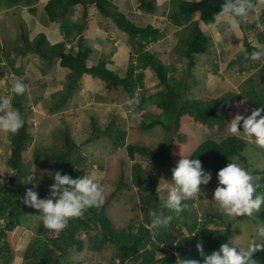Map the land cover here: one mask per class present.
Instances as JSON below:
<instances>
[{"label":"trees","instance_id":"16d2710c","mask_svg":"<svg viewBox=\"0 0 264 264\" xmlns=\"http://www.w3.org/2000/svg\"><path fill=\"white\" fill-rule=\"evenodd\" d=\"M39 1L0 0V11L11 9L12 15L15 16L23 7H34ZM138 1L140 10L156 13L158 0ZM258 1L253 0L255 6ZM169 2L171 8L168 19L173 20L172 23L180 27L178 44L174 48V53L180 54L184 58L187 76L190 74L193 77V69L198 63V56H205L211 48L212 38L206 34L204 26L211 27L220 22L216 16L223 0H170ZM93 4L99 6L98 8L103 14L111 17L117 26L129 35L131 58L126 65L125 76L108 68L105 60H100L91 67L88 66L90 52L84 45L83 33L86 30V22L89 17L88 7ZM78 5H82L84 13L82 18L74 20L72 16L76 13ZM45 9L52 21L60 23L65 41L52 44L44 33L31 39L27 31L24 30L22 34H19L23 43L21 46L16 44L15 51L19 57L26 56L28 53H36L44 61L60 59L62 67L70 70L63 89L66 95L56 102L57 107L68 101L69 96L75 91L79 81L85 75L91 74L106 81L110 87L122 85L132 99L136 98L138 90L143 89L140 99L135 104L136 112L143 113L139 127L141 129L163 127L166 131L174 133L170 136L166 135L167 140H163L161 147L155 148L145 143L125 144L127 132L115 121H112L105 129L96 126L95 135L89 138V141L106 135L114 141L116 147H124L131 160H135L137 154L150 158V169L136 163L133 166L131 180L127 181L125 180L123 166L125 162L123 161L116 189L105 197L104 204L100 208L88 209L81 217L71 219L68 226L55 237L49 235L51 230L45 228L40 219L36 231V235L39 237L33 245L38 257L31 262L30 260L33 258H31L30 249L23 244L20 250L24 249L27 252L28 249V253L26 255L25 252L22 263L26 260V264L29 261L31 262L29 264H68L65 257L70 248L74 247L78 251L83 250L84 239L81 237V233L92 228L98 229L103 239V243L100 245H97L95 241L91 242L94 250H99L106 243L114 244L117 247L113 262L100 261L95 264H125L130 260H134V264H182V259H203L197 250L198 243L203 244L207 254L218 250L220 245L226 241L228 230L210 229L207 225L209 222L216 223L215 218H221V223H225V219H222L223 216L220 212H205V221H200L194 206L195 198L187 201L188 208L180 218L173 221L167 230L159 232L152 230L149 225L151 223L149 213L154 212L159 215L168 212L163 201L159 199L157 188L164 175L172 176V170L168 166L173 160L179 158V155L174 153L175 151L173 152V148L177 145V140L183 137L182 127L185 125L204 128L212 135L211 138L203 141L190 156L200 159L202 166L214 174V178H217L219 169L235 159L243 160L242 165L246 168L250 167V158L244 155L248 142L241 135L228 133V129L234 113L242 104L245 105L242 113L245 117L257 107L264 106V62L256 61V65H254L257 69L256 74L250 76L243 83L240 92L227 91L216 98L192 99L185 97L184 94L187 79L170 74L178 70L175 63L166 64L155 50L149 47L150 44L157 43L166 36L168 30L166 33L164 32L165 26L161 25L162 23L139 26L122 13L119 6L111 0H49ZM254 10L255 8L248 15L253 14ZM197 13H199V18L195 19ZM244 23L245 17L237 30L239 37L242 36L241 46L237 44L239 48H242V52L236 55L232 63H235L241 55L249 56L247 54L257 50L252 47L253 42L250 40L252 33L264 44V8L258 19ZM6 36L15 40L9 35ZM76 38L79 49L75 50L72 47L67 50V43L73 42ZM6 45L8 46V42ZM8 50L0 41V63L6 59L12 67H15L16 59L13 54L8 53ZM219 66L216 63L213 65L215 73ZM147 69L153 71L159 80L158 85L161 88L156 92H151L146 88ZM239 69L247 70L244 66ZM15 71L20 74V69H15ZM12 97L14 107L19 109L22 114L24 125L17 134L9 137L11 150L9 166L13 172L4 175L0 169V180L4 183L0 187V219L3 218V222H5L4 224L0 223V264H11L13 251L21 237L22 231L19 228L22 227L23 215L30 210L38 211L23 203L24 192L34 187L26 180L31 172L24 162L23 155L32 140V135L29 131L28 114L25 110V98L23 95L14 93H12ZM152 105L161 110L158 116L152 117L151 114L145 112ZM93 125H96L95 121ZM241 130L243 131L242 126ZM65 138L66 149L46 152L41 160V165L50 169L54 175L59 171L62 174H70L73 178L80 177L86 173L84 169L78 168V165L81 164V158H76L78 144L69 134L65 135ZM256 173L259 171L256 170ZM260 173L263 174L261 178L257 179L259 184L257 190H262L261 193H264V170H261ZM124 187L136 188L141 202L147 204L145 210H147V217H150L148 223L141 222L138 226L132 224L127 229H118L114 226L107 214V209L112 199L117 198V194ZM47 195L46 191H41L39 194L41 198ZM256 214L264 220V207ZM204 231L210 232L213 238L210 240L208 236H204ZM27 240L29 239L27 238ZM206 240L210 241L206 242ZM158 252L161 253V256L157 255ZM116 259L117 262H115ZM256 259L258 264H264V251L257 252Z\"/></svg>","mask_w":264,"mask_h":264},{"label":"rangeland","instance_id":"374dc122","mask_svg":"<svg viewBox=\"0 0 264 264\" xmlns=\"http://www.w3.org/2000/svg\"><path fill=\"white\" fill-rule=\"evenodd\" d=\"M163 1L165 0L157 1L156 13L146 12L144 13V16H141L143 13L138 7V0H124L123 2L120 0H113V2H115L119 8L122 7L123 11H120L137 25H158V23H162L161 25L165 26V33L169 28V30L172 32V35L176 34L175 36H171L167 39H160V42L152 43L149 47H151L152 50H155V52L166 64H169L170 62L175 63L178 70L175 73L171 72V75L174 74L179 78L183 77L187 79V86L184 93L185 97L192 99L202 98L204 93H207L206 90L204 91V88L208 86V90L210 91L214 79L215 81L219 82H228L231 88L225 90V92L210 91L208 92V94L210 93V96L215 97L222 93H226L227 91L240 92L243 83L248 80L250 76H254L257 72V69L254 67V65H256V61H251L249 56L244 54L241 55L240 58H238L234 63L236 68L233 66V69H226L225 65L227 59H231L236 54H241L242 52V48H239L237 45L240 44L241 46L240 42L242 39V36L241 38L239 37L238 31H236L235 34L225 32L223 25H221V28L217 27L216 25L211 27L204 26L206 34L212 38L210 42L211 48L205 56H198V63L193 69V77L190 74L187 76V67L184 58L180 56V54L174 53V51L170 48V45L174 44V41H176L178 44V30L180 27L176 24H173V20L168 19L167 15L171 8L169 5L170 0L165 1V3H163ZM263 8L264 0H259L258 4L255 6L254 13L245 17V23L258 19ZM24 9L28 11L27 7H23V11L15 14V16L12 15L11 9L8 11H0V25L3 28V30H0V41L1 44L9 49L8 53L13 54L14 58L16 59L15 67H12L6 59L0 63V91L3 90V93H0V96H12L11 85L15 79H22L25 84L29 82V76L27 78L23 76L25 72L21 73L23 68L26 69L27 61L25 60V57H19L16 54L17 51H15V45L17 44L21 46L23 43L22 39L19 37V34H22L24 30H26L27 33L29 32V27L26 25L27 23L25 21V17L28 16V14L26 11H24ZM76 11L77 12L72 16L74 20H77V18H79L82 13L80 12L82 11L81 9L79 10L76 8ZM25 14L27 15L24 17ZM194 18H199V14H196ZM218 28L221 29L220 33H217ZM123 32L127 34V32ZM6 35L13 37L15 40H12ZM254 36L255 35L252 33L250 40H252V42L257 44L260 48L264 49V44L258 40L257 36ZM6 42H8V46L6 45ZM223 50L226 51V53L228 52L227 55H224ZM129 58H131V55ZM224 58L226 61H224ZM215 59H217V63H219L221 66L220 69H218V71L214 74V69L211 70V65L215 63ZM42 61L44 62L43 68L54 71V68L50 67L51 65L47 66V64L51 61ZM238 61H240V64L242 62L241 66H244V68H247V70L241 71V69L238 68H241V66H237ZM257 62H264V56H262L260 60H257ZM15 69H21L20 74H17ZM37 69L38 73L41 74V68L38 67ZM209 71H211V73H209ZM116 72L121 76H125L126 74V72L122 70ZM146 72V88L151 92L158 91L161 88L158 85V78L155 76L153 71L147 69ZM60 73L63 74L62 72ZM60 73L58 72L59 76ZM85 77L86 76H84V78ZM101 80L98 81L99 84H102V91L95 96V98H97L96 100H94V98H92L87 93L88 90H86V88L88 89V84L85 83L84 88H82L83 86L81 85V79L79 84L76 86L77 88L75 91H73L69 96V98H71L75 93L74 95H76V97H72L74 100L73 104H75V106H69L68 103L70 101L68 99L69 102L67 101L65 104L61 105L59 108H55L51 112L49 107L54 105L56 102H59L61 98L65 97L66 93L64 90H61L59 96L54 97L52 95H48V89L43 90L39 88L40 92H36L40 83L34 85L32 90L31 87L26 84L27 88L31 91L28 90V94H23V97L25 98V110L28 114L27 120L29 123V131L31 132L32 140L30 141L28 147L24 150L23 155L24 162L27 164L30 172L34 173L35 179L38 181V183L35 186L33 185L34 187L32 188L33 190L37 191L38 194H40L41 191H46L49 194V186L54 182L53 172L50 169L43 167L41 165V160H43L46 152L51 153L66 149L65 135L67 134L71 135L78 144L76 158H81V164L78 165V168L84 169L86 174H90L94 170H98L99 172L103 173L102 183L106 188V197L116 189V185L119 180L120 166L123 161L125 162L123 164L125 169V180L130 181L132 177L133 166L137 163L149 170L151 159L137 154L136 159L131 160L125 148L116 147L114 141L106 135H102L101 138H95L89 141V138H92L95 135L96 126L105 129L111 124L112 121H115L127 132L125 144L145 143L155 148L161 147L163 140H167L166 135L170 136L174 133L166 131L163 127H156L154 129H141L139 127V124L143 118V113L136 112L135 104L140 99V94L144 91L143 89L138 90L139 95L137 94L136 98L132 99L129 97L125 87L122 85H114L110 87L106 81ZM64 83L66 85L67 81ZM95 85L97 86L96 82ZM82 89L86 90L85 94L87 95L85 97L83 94H80ZM52 90L54 91V88ZM38 95L43 97V102L41 104H38ZM130 101H133V103H130ZM244 108L245 105L242 104L234 113L233 118L237 114H242ZM145 112H148L152 117H154L158 116L161 110L152 105L149 106ZM94 121L96 122V125H93ZM182 131L184 133L183 137L180 140H177L179 143L177 142V145L173 148V152L175 151L174 153L178 154L179 158L173 160V162L169 164L168 168L170 170L176 166L179 159L182 158V155H191L203 141L212 137V135L207 130L198 126L185 125L182 127ZM228 133H230L229 130ZM239 135L243 136L248 142V145L246 146L247 148L244 150V155L247 156V158H250V167L247 169L259 179L263 174L260 173L261 170H264V148L258 147L243 133H240ZM9 137V134L0 132V169L4 175H9L13 172L12 168L9 166V158L11 155ZM232 161L238 162L240 164L243 163V160L239 161L235 159ZM256 170H258L259 173H256ZM213 175L214 174H212V179L208 185H201L202 192L195 198L194 206L200 221H205V212H220L219 205L212 200L214 190L218 185V179L214 178ZM162 179L159 184L161 187L165 186L166 184H171L172 176L166 177V175H164ZM3 185V181L0 180V187ZM26 191L24 192V195L26 194ZM258 192H262V190H259ZM146 206V203L143 204L141 202L140 195L136 191V188L124 187L117 194V198L112 199V202L107 209V214L113 221V224L116 228L127 229L132 224L138 226L141 222L148 223L150 221V217H147V210H145ZM222 216V219H225V223H221V218L218 217L215 218L216 223L209 222L207 226L210 229H227L228 236L224 243H230L231 245L232 242L238 247H247L251 239H259L257 230L259 227L264 226V220L257 214H254L252 218L243 216L237 217L232 221H229L228 217L224 215ZM3 221V218L0 219V223L4 224L5 222ZM21 222L22 227L19 228V230L22 231L21 237L13 251L14 253L12 254L11 264H21L23 258H25L24 254L26 251H24V249L20 250V247L23 244H25L28 249H30L32 254L31 258H33L30 260L31 262L38 257L35 253L33 245L39 237L36 235L37 227L40 222L39 212L34 210L27 211L23 215ZM150 224L151 223H149V225ZM60 232L50 231L49 235L51 237H55ZM179 233L180 232L178 231V234ZM204 236H208L210 240L213 238V235L208 231H204ZM81 237L84 239L83 250L78 251L74 247L70 248L68 255L65 257V261L68 264H95L100 261H114L115 254L117 253V247L114 244L106 243L102 245L99 250H94L95 248H92L93 245L91 242L95 241L97 245L103 243V239L98 229L92 228L90 230H86L81 233ZM27 238L29 240H27ZM210 240H206V242H209ZM28 249L26 255L28 253ZM157 255L161 256V253L158 252ZM2 260L4 261V258ZM30 261L27 264L31 263ZM117 261L118 260L116 259L115 262ZM134 263V260H130L125 264ZM22 264H26V260H24Z\"/></svg>","mask_w":264,"mask_h":264},{"label":"clouds","instance_id":"9594fccd","mask_svg":"<svg viewBox=\"0 0 264 264\" xmlns=\"http://www.w3.org/2000/svg\"><path fill=\"white\" fill-rule=\"evenodd\" d=\"M254 8L253 0H223L216 19L223 24L225 32L235 34L243 18ZM252 47L257 50L247 55L253 61L260 60L264 56V49L255 43ZM11 91L15 95H23L26 84L22 79H15ZM23 125L22 114L14 107L12 96H0V132L15 135ZM228 130L234 135L243 133L258 147L264 148V106L257 107L246 117L243 114L235 115ZM102 178L103 173L98 170L77 178L57 171L46 197L41 198L37 191L29 188L23 203L39 211L45 228L60 232L71 219L81 217L88 209L100 208L104 204L106 188ZM211 179V172L206 171L200 159L182 155L172 169L171 184L163 187L159 185L157 188L159 199L168 212L159 215L150 212V228L157 232L169 229L173 221L180 218L188 208L187 201L196 198L202 192L201 185H208ZM217 179L218 185L212 200L219 205L220 213L228 217L229 221L243 216L252 218L264 207V193L257 192L258 178L242 164L231 161L218 170ZM26 180L34 186L38 183L33 172ZM257 235L259 239H251L247 247H238L232 242L231 245L224 243L211 254L205 253L203 244L198 243L197 250L203 259H182V264H258L256 253L264 251V226L258 228Z\"/></svg>","mask_w":264,"mask_h":264},{"label":"crops","instance_id":"0c3cea01","mask_svg":"<svg viewBox=\"0 0 264 264\" xmlns=\"http://www.w3.org/2000/svg\"><path fill=\"white\" fill-rule=\"evenodd\" d=\"M49 0H40L34 7H27L26 11L24 9V11L27 12L28 16H26L27 14L24 15L25 17V21H26V25H28V29H29V37L31 39H34L38 34L40 33H44L46 35V37L48 38V40L52 43V44H57L60 42L65 41V35L63 34L62 30H61V25L59 22L57 21H52L45 9V6L47 4ZM121 2H123L124 0H120ZM33 8V9H32ZM76 8H78L79 10L81 9L82 12L79 18H82L83 16V7L82 5L80 6H76ZM33 10V11H32ZM120 10L123 11L122 7H120ZM23 11V9L21 10ZM20 11V12H21ZM88 11H89V17H88V21L86 22V30L83 33V36L85 38V42L84 45L87 48V50L90 52V56L88 58V66H93L94 64H97L100 60H105L107 62V67L110 68L113 71H126V65L128 64L130 58L129 56L131 55V45H130V39L128 34L124 33L118 26L117 24L114 22V20L109 17L106 16L105 14H103L96 5H90L88 7ZM77 12V11H76ZM79 12V13H80ZM143 14H141V16H144V11H142ZM23 14V13H22ZM77 18V19H79ZM221 24L220 22L218 24H216L217 27L221 28ZM0 30H3L2 26L0 25ZM17 31V29H16ZM218 32H221V29L218 28ZM217 32V33H218ZM176 35V34H175ZM172 35L171 30H169L168 28V32L166 34L165 37H162V39H167L170 38L171 36H175ZM179 39V38H178ZM160 40V41H161ZM158 41V42H160ZM177 42L174 41V44L170 45V48L174 51V48L176 46ZM227 46V44H226ZM74 48L75 50L79 49V45H78V39L76 38L73 42H69L66 45L67 50H70L71 48ZM151 48V47H150ZM224 55H227L226 51L223 50ZM239 53V52H238ZM237 55V54H236ZM236 55L233 58H228L227 61L224 58V61H226V69H233L232 67H235V64L232 63L234 58L236 57ZM25 57V60L28 62H26L27 67L26 69H22V72H25L23 76L27 77L29 76V82L26 83L27 85H29L31 87V90L33 89V86L36 85L37 83L39 84L36 92L39 91V88L43 89V90H49L48 95L49 96H54L57 97L60 95L61 90L64 89V85L67 81V75L70 72V70L66 67H62L60 64V59H56V60H52L50 63L47 64V66H50L52 68H54V71H50V70H46L44 67V62L42 61L43 59L40 58V56L36 53H28ZM210 57V56H209ZM38 62H37V61ZM216 65H219V63H217V59L214 60ZM171 63V62H170ZM213 63V65L215 64ZM242 64V62H241ZM240 61H238L237 66H241ZM213 65H211V70L215 69L213 67ZM221 66V65H220ZM219 66V69H220ZM38 67L41 68V74L38 73ZM236 68V67H235ZM239 68V67H238ZM20 69V71H21ZM58 72H62L63 74L60 73V76L58 75ZM117 73V72H116ZM209 73H211V71H209ZM215 74V72H213ZM58 75V76H57ZM87 78H82L81 81V85L83 86L82 88H84L85 83L88 84V89L86 88V90H88V94L94 98V100H96L97 98H95V96L97 94H99V92L102 91V84H99L98 80H101L99 78H96L94 76H92L91 74H87L85 75ZM213 78V76H212ZM102 81V80H101ZM95 82L97 84V86L95 85ZM92 85V86H91ZM61 86V88H60ZM54 88V91L52 90ZM231 86L228 84V82H224V81H213L212 86H211V90L210 91H224L230 89ZM3 89V88H2ZM28 90L31 91L30 89L27 88L26 86V92L24 93L25 95L28 94ZM86 90L82 89L80 94L84 95V97L87 95L85 94ZM206 90L207 93H204L203 97H211V98H216V97H220L222 94L217 95L215 97L210 96V93L208 94V92H210L208 90V86L206 88H204V91ZM58 91V92H55ZM55 92V93H53ZM211 92V93H212ZM0 93H3V90L0 91ZM75 94V93H74ZM73 94V95H74ZM77 94V95H80ZM72 97H76V95H74ZM27 97V96H26ZM69 98V106L72 107L75 106V104H73V99ZM38 99V104H41L43 102V97H40L38 95L37 97ZM96 102V101H95ZM76 103V101H75ZM56 104V103H55ZM52 105L51 107H49L50 112L52 110H54L55 108H57V105ZM33 108V106H32ZM59 108V107H58ZM158 109V108H157Z\"/></svg>","mask_w":264,"mask_h":264},{"label":"bare ground","instance_id":"6f19581e","mask_svg":"<svg viewBox=\"0 0 264 264\" xmlns=\"http://www.w3.org/2000/svg\"><path fill=\"white\" fill-rule=\"evenodd\" d=\"M99 7V6H98ZM105 12V11H104ZM107 14V13H106ZM86 17V16H85ZM62 66V65H61ZM141 68V67H140ZM85 78H87V77H85ZM140 81V80H139ZM80 148V147H79Z\"/></svg>","mask_w":264,"mask_h":264}]
</instances>
